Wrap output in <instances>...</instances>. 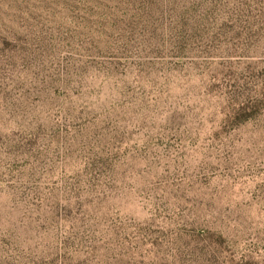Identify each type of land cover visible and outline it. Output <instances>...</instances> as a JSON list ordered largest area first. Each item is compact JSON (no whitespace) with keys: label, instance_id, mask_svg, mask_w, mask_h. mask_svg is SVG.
Segmentation results:
<instances>
[{"label":"rangeland","instance_id":"1","mask_svg":"<svg viewBox=\"0 0 264 264\" xmlns=\"http://www.w3.org/2000/svg\"><path fill=\"white\" fill-rule=\"evenodd\" d=\"M0 264H264V0H0Z\"/></svg>","mask_w":264,"mask_h":264},{"label":"trees","instance_id":"2","mask_svg":"<svg viewBox=\"0 0 264 264\" xmlns=\"http://www.w3.org/2000/svg\"><path fill=\"white\" fill-rule=\"evenodd\" d=\"M243 114H245V110L244 109H240L239 112L236 113V116L238 118H240Z\"/></svg>","mask_w":264,"mask_h":264}]
</instances>
